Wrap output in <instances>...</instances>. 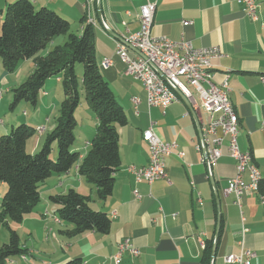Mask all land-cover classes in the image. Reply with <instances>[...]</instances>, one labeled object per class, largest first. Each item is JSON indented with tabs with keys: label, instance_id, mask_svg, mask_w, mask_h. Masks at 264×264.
<instances>
[{
	"label": "crops",
	"instance_id": "obj_1",
	"mask_svg": "<svg viewBox=\"0 0 264 264\" xmlns=\"http://www.w3.org/2000/svg\"><path fill=\"white\" fill-rule=\"evenodd\" d=\"M14 1L0 0V12ZM30 1L36 9L49 8L68 20L73 34H82L85 17L88 23L86 0ZM256 1L257 22L250 19L237 0H102V17L96 10L94 12V8L90 10L91 18L93 14L95 18L93 27L100 73L129 120L127 126L118 128L121 166L115 175L113 193L106 201L98 200L96 188L85 182L77 167L65 175L53 176L43 185L49 190L45 195L47 199L70 189L91 197V207L110 217L111 231L108 235L89 232L72 239L61 236L62 240H56L60 253L55 248L40 250L35 242L32 243L34 251L31 250L20 231L21 242L29 250L24 260L26 264H64L75 258L82 259L85 264H115L112 258L118 245L126 239L139 249L140 255L136 258L125 255L121 264H201L205 241L216 235L219 218L223 219L224 231L212 264H226L224 258L239 254L242 245L243 250L255 255L251 264H264V198L258 192L246 194L240 207L234 194H225L236 174L235 161L226 147L213 178L209 179L202 156L196 150L201 138L196 114L195 118L184 99L166 110L149 108L142 83L126 74V65L115 53L117 43L124 36L139 30L137 15L147 3L157 4L152 36H164L176 42L186 39L196 48H221L223 57L213 61L214 81L222 84L229 77L230 99L239 119V146L242 151L252 154L264 177V0ZM104 23L110 31L104 28ZM65 41V36L58 37L50 48ZM106 58L113 61L108 68L102 64ZM19 67L14 73H7L0 61V121L3 125L0 134L9 133L19 124H27L39 132L44 129L38 138L27 144L32 145L29 152L34 154L55 128L57 117L54 116L63 98L60 92L59 98L53 93L61 79L47 80L39 94L37 111H32L30 116L23 113V116L15 113L16 109H9L13 100L11 91L32 74L34 63L25 61ZM133 98L141 100L138 107H135ZM41 109L48 115L53 113L45 119L40 114ZM82 111L93 123L82 126L81 134L87 139L82 144L75 143L73 151L84 158L90 150L86 145L91 144L98 122L93 111L84 107ZM53 118L54 122H51ZM151 127L161 140L176 143L177 148L166 160L167 177L149 185L144 181L137 183L128 168L149 164L150 148L143 141V132ZM179 152L184 153V159L176 156ZM244 179L249 182L248 174ZM6 188V184H1L0 190ZM198 194L202 204L198 202ZM46 208L50 209L38 205L34 210L32 214L36 223L66 226L54 221L55 208L52 215L45 211ZM27 217L24 224L31 220ZM39 257L43 261L39 262Z\"/></svg>",
	"mask_w": 264,
	"mask_h": 264
},
{
	"label": "trees",
	"instance_id": "obj_2",
	"mask_svg": "<svg viewBox=\"0 0 264 264\" xmlns=\"http://www.w3.org/2000/svg\"><path fill=\"white\" fill-rule=\"evenodd\" d=\"M95 10L98 13L97 0ZM86 21L85 17L82 34H73L68 20L49 8L36 9L30 0H16L0 12V61L4 71L14 73L21 63H34L32 74L12 89L10 110L24 102L36 108L39 94L50 78L61 79L63 92L55 128L46 136L38 152L32 154L26 150L27 142L37 132L27 124L13 127L8 134L0 136V184L8 187L0 202V226L8 233V241L0 247V264H14L16 258L26 260L29 250L10 224H22L34 212L42 202L41 185L53 176L65 175L77 167L85 182L96 188L98 200L106 201L113 193L115 175L121 166L118 128L127 126L129 120L100 73L95 28ZM61 36L66 37L65 43L50 49ZM78 64L84 68L81 76L76 71ZM81 90L98 122L84 158L73 151L78 126L76 113L82 105ZM258 193L264 198V177L259 182ZM48 199L58 207L59 223H56L66 225L58 230L59 236L72 239L89 232L110 233V217L91 207V197L70 189ZM223 231L221 219L217 245ZM214 237L205 241L201 264L213 263ZM64 264L85 263L75 258Z\"/></svg>",
	"mask_w": 264,
	"mask_h": 264
},
{
	"label": "built area",
	"instance_id": "obj_3",
	"mask_svg": "<svg viewBox=\"0 0 264 264\" xmlns=\"http://www.w3.org/2000/svg\"><path fill=\"white\" fill-rule=\"evenodd\" d=\"M93 3L95 12L96 0H93ZM237 3L244 7L251 20L254 22L259 20L256 0H237ZM156 7V3H147L140 8L137 15L139 30L124 36L117 43L115 53L126 65V74L142 83L149 108L158 107L166 110L182 99L189 103L197 116L201 134L196 150L202 156L209 179L213 178L215 167L223 156L224 148H227L230 157L235 161L236 174L230 180L225 194H234L236 204L241 207L242 198L254 192V182L262 173L254 172L252 168L247 167L242 157L237 132L232 128V117L228 112V95L231 94L229 77L222 82V87L213 86L215 69L213 61L221 59L223 52L219 47L196 48L186 39L176 42L164 36H152ZM90 24H95L94 14ZM104 28L110 31L105 23ZM102 64L104 68H108L113 65V61L106 58ZM133 103L138 107L141 100L133 98ZM262 128L264 130V120ZM143 141L150 148L149 164L144 167L132 165L128 172L135 177L137 183L144 181L152 185L157 180L167 177L166 160L174 155L177 144L161 140L152 127L143 132ZM176 156L184 159L182 152ZM245 174H248V183L245 182ZM136 196L138 197V192ZM198 202L202 204L199 194ZM125 255L132 258L140 255L139 249L129 239L118 245L112 260L115 264H121ZM254 256L251 251L243 250L242 245L239 254L226 256L224 262L251 264Z\"/></svg>",
	"mask_w": 264,
	"mask_h": 264
},
{
	"label": "rangeland",
	"instance_id": "obj_4",
	"mask_svg": "<svg viewBox=\"0 0 264 264\" xmlns=\"http://www.w3.org/2000/svg\"><path fill=\"white\" fill-rule=\"evenodd\" d=\"M50 49H52V48H50ZM49 49V50H50ZM49 50H47L46 52L48 53L49 52ZM20 68V67H19ZM83 66L82 65H80V64H78L77 66H76V71H77V74H78V76H81L82 75V73H83ZM55 78V77H54ZM55 80V79H54ZM23 81V80H22ZM22 81H20V84L22 83ZM48 86H51L50 85V83H49V85ZM49 88V87H48ZM5 91V90H4ZM82 92H81V97H82V105H81V107H80V109L77 111V113H76V118H77V120H78V127L75 129V137H76V143L78 144V142L79 143H84L85 141H86V139H87V137L85 138V137H83V135L81 134L82 133V126H84V125H86V124H92L93 122H92V120H91V118H89L87 115H86V113L85 112H83L82 111V108L84 107V108H88V109H90V110H92L89 106H88V104H87V102H86V100H85V97H84V91L83 90H81ZM59 92H60V96H61V98H63V92H62V83H60V84H58L57 86H56V91H54V93L53 94H56V97L57 98H59ZM58 94V95H57ZM10 97H11V94L9 95ZM12 99H13V96H12ZM57 103V102H56ZM23 105H24V107H23V105H19L18 107H16V112L15 113H18V114H21V115H23V116H30V114H31V112L32 111H34V112H32V113H35L36 111H37V109L36 108H33L29 103H22ZM60 107H61V103L59 104V108H58V111L56 112V115L54 116V118H56V117H58L59 116V113H60ZM9 108V107H8ZM10 109V108H9ZM8 109V111L10 112V110ZM25 115H24V114ZM53 113V112H52ZM52 113H50L49 115H48V113L46 114L45 113V110L44 109H41L40 110V114L42 115V117H44L45 119L48 117V116H51V114ZM13 116V118L15 117V115L13 114L12 115ZM54 118L51 120V122H54ZM1 119V118H0ZM20 125V124H19ZM19 125H17V126H15V128L16 127H18ZM1 128H3V125H2V123H1V121H0V130H1ZM44 132V129L43 130H41V132H39V130L36 132V134L28 141V142H30V141H32V140H35L36 138H38L39 137V135H41V133H43ZM40 133V134H39ZM8 134V133H7ZM2 135H6V134H0V136H2ZM28 142H27V144H28ZM32 149V145L29 143V145H27L26 146V150H27V152L28 153H30L29 151ZM56 150V149H55ZM55 160H56V157L54 158ZM48 181H50V180H48ZM0 186H1V184H0ZM47 185H41V188H40V192H41V194L43 195L42 196V202H41V205H39V207H41V206H48V207H50V209H48V208H46V210L45 211H47L50 215H52L53 213H54V211L55 212H57L56 211V209H58V207L57 206H55V205H53L52 203H50L49 201H48V199H47V197H45V195H47V192L49 191V190H46V187ZM8 188V187H7ZM7 188L3 191L2 189L0 190V197H1V195H4V193L6 192V190H7ZM83 193V192H82ZM0 200H1V198H0ZM54 208H55V210H54ZM54 210V211H53ZM35 215H29L27 218H29V220L30 221H27V223L26 224H15V223H11L10 224V226L13 228V229H15L17 232H22V234H23V240H26V241H28V244H29V246H31V250H33L34 251V249H33V245H32V243H36L37 244V247L40 249V250H44V249H46V250H49V249H53V248H55V251H57V252H59L60 253V251H61V249H60V246L59 245H57V239L59 240V239H61L62 237L61 236H59V235H57L58 234V230L60 229V227H57L54 223H53V227L52 226H50L49 224H48V222H45V223H42V224H38V223H36V221L34 220L35 218ZM49 217H51V216H49ZM47 219H49V218H47ZM62 240V239H61ZM8 241V233H7V230H6V228L5 227H3V226H0V247L3 245V244H5L6 242ZM25 259L24 258H16L15 259V261H14V264H26L27 262H25L24 261ZM39 262H41V261H43V259L42 258H38L37 259ZM32 261V263H36V261L35 260H31ZM39 264V263H38Z\"/></svg>",
	"mask_w": 264,
	"mask_h": 264
},
{
	"label": "bare ground",
	"instance_id": "obj_5",
	"mask_svg": "<svg viewBox=\"0 0 264 264\" xmlns=\"http://www.w3.org/2000/svg\"><path fill=\"white\" fill-rule=\"evenodd\" d=\"M85 6L87 8V12L89 15L88 16V23H92L93 18H91V16H90V10H92L94 8L93 0H86ZM213 86L214 87H222V84L215 83V81L213 79ZM228 112L232 117V128H233V130H235V132H237V137H238L239 136V119H238L237 112L234 108V105L231 102L230 95H228ZM242 157H243L244 161L246 162L248 168H252L254 170V172H261L260 169L258 168V166L254 163L253 156L250 152L242 151ZM131 167L132 166H130L128 168V170H130ZM261 179H262V175L258 176V178H256V180L254 182V192H258L259 182ZM56 219H58V218H56ZM55 222L59 223V220H55Z\"/></svg>",
	"mask_w": 264,
	"mask_h": 264
},
{
	"label": "water",
	"instance_id": "obj_6",
	"mask_svg": "<svg viewBox=\"0 0 264 264\" xmlns=\"http://www.w3.org/2000/svg\"><path fill=\"white\" fill-rule=\"evenodd\" d=\"M97 9H98V15H99V17H102V2H101V0H97ZM186 103L188 104L190 110L192 111L191 106L189 105V103L187 101H186ZM192 114L195 116L194 113H192ZM195 118H196V116H195ZM196 121H197V119H196ZM197 124H198V121H197ZM220 226H221V220L219 218L218 225H217V229H216V235L214 237V250H213V255H212L213 261H214V259L216 257L217 243H218V239H219Z\"/></svg>",
	"mask_w": 264,
	"mask_h": 264
}]
</instances>
